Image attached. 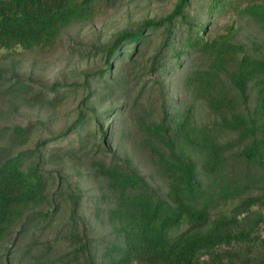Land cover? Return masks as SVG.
<instances>
[{
    "label": "trees",
    "instance_id": "1",
    "mask_svg": "<svg viewBox=\"0 0 264 264\" xmlns=\"http://www.w3.org/2000/svg\"><path fill=\"white\" fill-rule=\"evenodd\" d=\"M232 2L0 0V264H264V0Z\"/></svg>",
    "mask_w": 264,
    "mask_h": 264
},
{
    "label": "rangeland",
    "instance_id": "2",
    "mask_svg": "<svg viewBox=\"0 0 264 264\" xmlns=\"http://www.w3.org/2000/svg\"><path fill=\"white\" fill-rule=\"evenodd\" d=\"M234 1L235 3L232 2L231 5L237 4V6L240 7L244 4V0ZM125 3L127 4V2ZM128 6L129 10H126L128 7L123 8L118 4L107 9L102 7L93 17L94 20L91 23L84 22L70 27L64 42H68L74 47V45L78 43L104 38L116 27L124 26L128 19L137 20L145 10L141 4L136 5L135 2L130 3ZM221 13L222 14L217 17V23L220 25L230 22L235 15L234 9L230 6H227V11L225 9ZM20 50L23 51L22 49ZM24 54L31 57L27 65H29L33 58L38 61V66L32 70V74L44 80L58 77L61 75V72L68 69H80L86 64L85 59L79 58L78 54L68 47L67 43L64 47L56 45L52 46L50 49L36 47L24 52ZM4 56V52H0V57Z\"/></svg>",
    "mask_w": 264,
    "mask_h": 264
}]
</instances>
